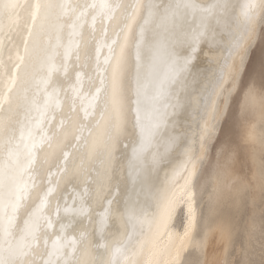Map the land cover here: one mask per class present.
Returning a JSON list of instances; mask_svg holds the SVG:
<instances>
[{
    "label": "snow or ice",
    "instance_id": "obj_1",
    "mask_svg": "<svg viewBox=\"0 0 264 264\" xmlns=\"http://www.w3.org/2000/svg\"><path fill=\"white\" fill-rule=\"evenodd\" d=\"M256 41L264 0H0V264H264Z\"/></svg>",
    "mask_w": 264,
    "mask_h": 264
},
{
    "label": "bare ground",
    "instance_id": "obj_2",
    "mask_svg": "<svg viewBox=\"0 0 264 264\" xmlns=\"http://www.w3.org/2000/svg\"><path fill=\"white\" fill-rule=\"evenodd\" d=\"M256 43H258V41H256L252 45V47L255 46ZM257 46H258L257 47V50L258 51H257V53L255 52L256 53V58L254 59V62H252L253 64L251 63L252 66L249 68V70L247 72H245V65H246L247 62L244 64V69H243L242 77H246L252 69L258 70L261 61L264 60V47H262L260 45V43ZM249 52H250V49H249ZM247 59H248V55H247ZM259 118H260L259 112L257 111V113H256V119H257V121H259ZM213 144H215V140L213 141ZM210 152H211V149H210ZM210 243H211V245H212L213 248H218L220 246V244H221V241H220L219 237H217L215 241H210Z\"/></svg>",
    "mask_w": 264,
    "mask_h": 264
},
{
    "label": "rangeland",
    "instance_id": "obj_3",
    "mask_svg": "<svg viewBox=\"0 0 264 264\" xmlns=\"http://www.w3.org/2000/svg\"><path fill=\"white\" fill-rule=\"evenodd\" d=\"M259 44V41L258 43L255 44V46L251 47L250 48V52H248V59L246 58V65H245V72H247L249 70V68L252 66V62H254V59L256 58V53H257V45ZM256 52V53H255ZM252 63V64H251ZM214 145V144H213Z\"/></svg>",
    "mask_w": 264,
    "mask_h": 264
}]
</instances>
